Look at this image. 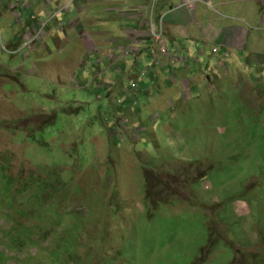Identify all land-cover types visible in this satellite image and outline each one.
Listing matches in <instances>:
<instances>
[{"label":"rangeland","instance_id":"374dc122","mask_svg":"<svg viewBox=\"0 0 264 264\" xmlns=\"http://www.w3.org/2000/svg\"><path fill=\"white\" fill-rule=\"evenodd\" d=\"M18 2L0 0V258L264 264V31L225 18L247 31L244 44L193 45V99L183 86L171 100L159 89L148 98L133 87L152 81L153 54L136 65L124 54L128 74L68 46L56 20L35 40L45 3ZM36 185L48 192L34 207Z\"/></svg>","mask_w":264,"mask_h":264},{"label":"crops","instance_id":"0c3cea01","mask_svg":"<svg viewBox=\"0 0 264 264\" xmlns=\"http://www.w3.org/2000/svg\"><path fill=\"white\" fill-rule=\"evenodd\" d=\"M20 1H26L27 4V1L34 0ZM45 1H49L48 4ZM66 1L68 0H43L45 6L40 15L58 14L56 18L63 21L55 19L53 24L55 27L57 21L63 23L64 42L68 46L75 44L77 51L89 57L99 54L106 63L110 62V68L122 65L123 70H128V74H132L135 67L132 68L129 58L123 57L124 54L129 53L136 65L143 59L148 60V56L154 51L159 53L162 68L155 70L151 82L139 85L140 91L148 98L152 97L149 96L151 90L159 89L171 100L175 98L169 93L171 90L181 92L177 87L182 89L188 82L192 86V80L187 78L192 66H186V58L192 54L190 49L193 45L230 49L243 46V36L247 35V31L244 27L229 25L225 18H236L253 31H264V0H79L81 5H69L66 13L47 9L55 3L58 7L67 6ZM19 4L21 5L18 2ZM242 11L247 15H243ZM209 13L219 17H209ZM224 22L228 23V29L222 26ZM31 29L34 30L33 26ZM162 46L167 47L171 54H182L185 58L173 63L160 52ZM59 47L62 49L63 45L59 43ZM83 63L85 61L80 59L77 66L86 67ZM164 86L169 88L168 91ZM156 104L157 102L140 109H144L145 114L147 111L151 113ZM128 115L135 118L132 110ZM146 118L143 120L147 121Z\"/></svg>","mask_w":264,"mask_h":264},{"label":"clouds","instance_id":"9594fccd","mask_svg":"<svg viewBox=\"0 0 264 264\" xmlns=\"http://www.w3.org/2000/svg\"><path fill=\"white\" fill-rule=\"evenodd\" d=\"M18 1H19V3H21V4L26 2V1H21V2H20V0H18ZM42 1H43V0H42ZM78 1H79V0H74V1L68 0V1H66V3H67L66 5H67V6H63V5H61V6L59 7V9H58L57 12H59V13H66V12H68L67 7H68L69 5H71V4H72V5H78V6H80L81 4H79ZM48 2H49V1H45L46 4H48ZM28 3H30V2L27 1V4H26V3L24 4V6L27 7V8H29V4H28ZM57 15H58V14H57ZM57 15L54 16L53 14H48V15L45 16L44 19L41 20V23H40L38 26H36V25L33 24L32 26H33L34 30L31 29V31H32V33H33V35H34V38H36L37 33H39V31H40V26H41L42 22L45 23V24H44V29H45L46 27L49 26V23H50L51 21L55 20V18L57 17ZM19 18H21V16H19ZM56 27H57V31H58V32H62V33H63V31H62L63 23H62L61 21H57ZM43 32H44V30H43ZM42 35H43V33L40 34V35H38V36H40L39 38H41ZM35 40H36V39H35ZM170 54H171V53H170ZM156 55L158 56V62H159V64H158V65H155V67H154V69H153V68H151V66L154 65L153 63H154V61H155ZM172 55H173V54H172ZM179 55H182V54H179ZM99 56H100V55H99ZM153 57H154L153 62H152L151 65H149L146 69H150V70H152V71L154 72V74H155L156 71L159 70V68L162 66V64H161L160 61H159V53H158L157 51H154V52H153ZM182 58L184 59L185 57L182 56ZM169 59H170V58H169ZM186 60H187V65H186V66H190V67H191L190 59L187 57ZM100 61H101V60H99V63H100ZM173 63H176V62H173ZM83 65L86 66L85 68H87V64H86V63H83ZM155 70H156V71H155ZM143 73H145V72H143ZM143 73H142V74H143ZM142 76H143V75H142ZM185 85H186V86H189V87L191 86L189 82H188L187 84H184V85H183V88H184ZM133 88H134V89H139V86L137 85V88H135V87H133ZM181 94H182V96H183L185 102L191 101V100L193 99L191 89L187 90V89L184 88V91H183ZM135 103H137V105H135ZM138 105H139V102H138V101H135V102H134V107H137ZM154 121H155V120H154ZM148 133H149V132H148ZM259 223L262 224L261 222H259ZM258 240H259V242H261L262 247H264V241H263V243H262V240H264V237L259 236ZM238 250H241V249H238Z\"/></svg>","mask_w":264,"mask_h":264},{"label":"trees","instance_id":"16d2710c","mask_svg":"<svg viewBox=\"0 0 264 264\" xmlns=\"http://www.w3.org/2000/svg\"><path fill=\"white\" fill-rule=\"evenodd\" d=\"M8 167H9V166L3 167V168H5V169L8 170ZM33 186H34V185H33ZM14 187L16 188V191H13V190H14ZM36 187H37L38 193L35 194V195H33V196H31V197H32V200H33V201H31V205L34 206V207H37V206H36L37 202H41L40 195H41V194H44V192H48V186H45V185H36ZM27 189H28V182H26L25 187H24L23 190H27ZM8 193H12V200H13V201H16V200H17L16 197H15V194L18 195V194H20L21 192H20V190L17 189V186H16V182H15V181H12V182H10V184H8ZM13 197H14V198H13ZM36 198H39V199L36 200ZM25 231L28 232L26 237L29 236V239H30L31 241H33V242H35V241L38 242V240H35V239H34L35 236L38 235V234H36V232H32V231L30 230V228H29V229L27 228ZM17 232H19V234H20V237L17 236V238H18V239H22L23 241L26 242L27 240L24 239V236H23L22 231L18 230ZM4 240H6V239L4 238ZM34 240H35V241H34ZM0 253H1V252H0ZM2 253H6V251H3ZM0 255H1V254H0ZM9 258L11 259V257H7V256H5V255H2V258H0V264H8V259H9Z\"/></svg>","mask_w":264,"mask_h":264},{"label":"built area","instance_id":"2783aa9c","mask_svg":"<svg viewBox=\"0 0 264 264\" xmlns=\"http://www.w3.org/2000/svg\"><path fill=\"white\" fill-rule=\"evenodd\" d=\"M71 1H74V0H71ZM187 3H189V2H187ZM44 22H42V24H41V26H40V31H39V33H37V36H36V38H34V39H38L40 36H38V35H40V34H42L43 33V30H44ZM155 37H157L158 39H159V36L158 35H155ZM160 52L164 55V56H166V57H168V58H170L171 60H172V62H179V61H182L183 60V58H182V55H179V54H170V52H169V50L167 49V47H161L160 48ZM154 65L153 66H151V68H153L154 69V67H155V65H158L159 64V62H158V56L156 55V58H155V61H154V63H153ZM143 76L145 75V73H143L142 74ZM135 88H137V86H135ZM135 105H137V103H135Z\"/></svg>","mask_w":264,"mask_h":264}]
</instances>
